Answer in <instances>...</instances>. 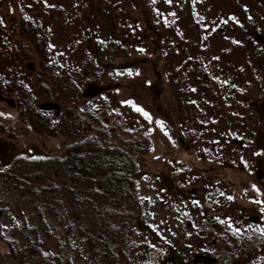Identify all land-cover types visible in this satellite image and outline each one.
Listing matches in <instances>:
<instances>
[{"label": "rangeland", "instance_id": "rangeland-1", "mask_svg": "<svg viewBox=\"0 0 264 264\" xmlns=\"http://www.w3.org/2000/svg\"><path fill=\"white\" fill-rule=\"evenodd\" d=\"M263 203L264 0H0V264L264 262Z\"/></svg>", "mask_w": 264, "mask_h": 264}, {"label": "trees", "instance_id": "trees-1", "mask_svg": "<svg viewBox=\"0 0 264 264\" xmlns=\"http://www.w3.org/2000/svg\"><path fill=\"white\" fill-rule=\"evenodd\" d=\"M135 145L138 147L141 154H142V151L148 150V148L141 141H136ZM74 150L76 152H78L80 155H78V156L74 155L72 158L64 160V163H63L64 165L61 168V172L63 173L62 174L63 177L65 179H68L71 182H75V180L77 179V176L74 173L75 170L77 171V167L80 169V171H85V172L90 173V170L92 169V167L96 163V161L101 159V158H99V156H94V155H87V156L83 157V155H82L83 153H81V146L80 145L75 146ZM134 153H136V152H134ZM114 170H116V169H114ZM130 170H132V168L123 167L119 171L120 175H118L112 179L111 187H110V189H108V191H110L109 193H113L115 195V197H117L119 194L116 192H118V190H119L118 188H119L120 184H122L123 181H126L129 183L128 189L125 191V193H128V192L133 190L132 183L129 180H126L125 176H124ZM207 171L210 172L211 170L209 169ZM48 176L50 177L51 175H48ZM47 191H53V190H47ZM114 191H116V192H114ZM91 199L92 198L88 197V195H87L86 198L81 199V200H77V201H73V203L78 208V210H80L81 208H87V210L89 211V214H87V215H89V216H96V214H99V213L103 214L104 216H109V214H113V210L111 211L107 207H102L101 209H98L97 205L94 202H92ZM124 205H127V204L124 203ZM206 224H209L210 227L214 226L211 217L206 219ZM227 232L230 233V235H229L230 238H232V239L236 238V237H234V234L232 232H230V230L228 228H227ZM245 239H246V237L241 235V237L239 239H237V241L238 242H245ZM218 240H220V237ZM27 244L28 245H25L26 248L24 249V253L26 255L28 254L30 256L35 254L37 252L36 247L34 245H32V243L30 244L27 242ZM224 248H227L230 250L231 247H230V245H228V243H226V244H224Z\"/></svg>", "mask_w": 264, "mask_h": 264}, {"label": "flooded vegetation", "instance_id": "flooded-vegetation-1", "mask_svg": "<svg viewBox=\"0 0 264 264\" xmlns=\"http://www.w3.org/2000/svg\"><path fill=\"white\" fill-rule=\"evenodd\" d=\"M264 206V203H263V205H262V207ZM248 221H250L251 222V224L252 225H254V226H257V224L259 223V219H258V217L257 216H254V215H251L250 217H248ZM250 232L251 233H253V234H259V231H255V229L254 230H250ZM233 233V232H232ZM235 233V232H234ZM251 233H249V235H244L245 237H246V239H245V242H249V241H252L253 240V242H255L256 240H257V236H253V234H251ZM229 235H230V233H229ZM234 237H236L237 239H239L241 236H239V235H235L234 234ZM235 238V240H237ZM259 238V237H258ZM242 243V242H241ZM256 252L257 253H252V255H251V261H254V260H256V255H257V257L258 256H260L261 254H263L264 253V251L262 252V248L260 247V246H257L256 248ZM250 256V255H249ZM219 258L220 259H222L223 257H222V254H221V256H219ZM166 264V263H165ZM167 264H172L171 262H168ZM174 264H182V262H180V263H174ZM204 264H209L208 262H206V263H204ZM255 264H264V262L262 261V262H257V263H255Z\"/></svg>", "mask_w": 264, "mask_h": 264}, {"label": "water", "instance_id": "water-1", "mask_svg": "<svg viewBox=\"0 0 264 264\" xmlns=\"http://www.w3.org/2000/svg\"><path fill=\"white\" fill-rule=\"evenodd\" d=\"M98 88L97 87H87L86 92L90 94H95L97 92Z\"/></svg>", "mask_w": 264, "mask_h": 264}]
</instances>
